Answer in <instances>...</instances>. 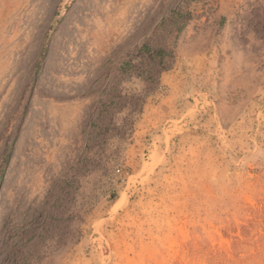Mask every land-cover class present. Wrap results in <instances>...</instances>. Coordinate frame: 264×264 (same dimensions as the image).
<instances>
[{
  "label": "rangeland",
  "instance_id": "374dc122",
  "mask_svg": "<svg viewBox=\"0 0 264 264\" xmlns=\"http://www.w3.org/2000/svg\"><path fill=\"white\" fill-rule=\"evenodd\" d=\"M0 264H264V0H0Z\"/></svg>",
  "mask_w": 264,
  "mask_h": 264
}]
</instances>
